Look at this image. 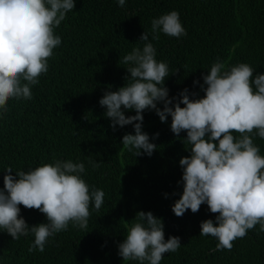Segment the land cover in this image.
Segmentation results:
<instances>
[{
    "label": "trees",
    "instance_id": "16d2710c",
    "mask_svg": "<svg viewBox=\"0 0 264 264\" xmlns=\"http://www.w3.org/2000/svg\"><path fill=\"white\" fill-rule=\"evenodd\" d=\"M171 11L179 13L187 36L160 33L152 40L149 35L156 59L169 65L170 75L179 69L165 81L170 98L184 89L202 98V75L216 62L224 65L222 72L245 63L254 76L264 74V0H126L123 8L116 0H76L74 11L54 29L62 43L48 60L47 74L31 86L32 99H10L8 111L0 116V189L8 167L14 175L71 160L85 164L82 178L90 189L105 193L104 203L99 210L90 205L86 229L70 223L49 238L42 253H29L33 235L12 240L0 229V264H138L124 261L118 244L138 222L140 211L162 219L165 240H181L180 249L164 254L161 264H264L259 225L234 240L230 251H217L216 238L199 236L201 222L217 215L207 205L183 217L171 211L183 192L179 160L190 156L191 148L183 141L186 132L179 137L171 132V117L161 123L154 111L143 113L142 130L157 148L151 157H136L121 143L125 134H134L133 127L113 131L99 105L108 86L116 91L125 85L124 55L142 48L138 41L143 31L150 33L151 21ZM194 81L199 84L194 86ZM156 133L159 137L151 139ZM249 135L264 156V139L255 130ZM89 159L99 167L94 169ZM19 207L30 227L47 223L39 210Z\"/></svg>",
    "mask_w": 264,
    "mask_h": 264
},
{
    "label": "clouds",
    "instance_id": "9594fccd",
    "mask_svg": "<svg viewBox=\"0 0 264 264\" xmlns=\"http://www.w3.org/2000/svg\"><path fill=\"white\" fill-rule=\"evenodd\" d=\"M116 3L123 8L126 0ZM75 7L76 0H0V116L8 111L10 99H32L31 86L47 74L48 60L62 43L54 29ZM160 33L177 39L187 36L177 11L151 21L150 33L143 31L139 37L143 47H134L122 59L128 65L125 85L116 91L108 86L99 105L106 110L113 131L117 126L133 127L134 134H125L121 143L136 157H151L157 148L142 130L145 111H154L161 123L171 117L170 130L175 136L186 132L183 141L191 145L190 156L179 160L183 192L171 211L183 217L188 210L195 214L207 205L217 215L215 220L201 222L199 236L216 238L217 251H230L232 242L244 238L256 225L264 232V156L249 135L255 130L264 139V74L254 76V69L245 63L222 72L224 65L216 62L202 75V98H195L198 94L188 89L170 98L165 81L179 69L170 75L169 65L156 59L149 35L158 40ZM132 111L134 116H126ZM234 132L240 136L235 137ZM158 137L156 133L151 139ZM88 163L94 169L99 167L91 159ZM85 171L83 162L71 160H57L14 175L8 167L0 189V229L12 240L33 235L29 253L44 252L49 238L66 231L70 223L86 229L90 205L99 210L105 193L90 189L82 178ZM20 205L39 210L47 223L30 227ZM137 217L138 222L118 244V255L124 261L161 264L164 254L180 249L179 237L165 240L161 218L143 211Z\"/></svg>",
    "mask_w": 264,
    "mask_h": 264
}]
</instances>
